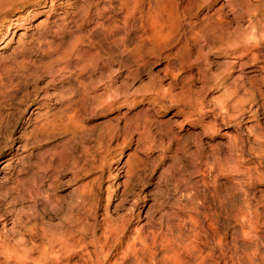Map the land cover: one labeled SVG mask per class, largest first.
<instances>
[{
  "label": "rangeland",
  "instance_id": "rangeland-1",
  "mask_svg": "<svg viewBox=\"0 0 264 264\" xmlns=\"http://www.w3.org/2000/svg\"><path fill=\"white\" fill-rule=\"evenodd\" d=\"M0 46V264H264V0H0Z\"/></svg>",
  "mask_w": 264,
  "mask_h": 264
},
{
  "label": "bare ground",
  "instance_id": "bare-ground-1",
  "mask_svg": "<svg viewBox=\"0 0 264 264\" xmlns=\"http://www.w3.org/2000/svg\"><path fill=\"white\" fill-rule=\"evenodd\" d=\"M0 48H1V46H0ZM179 244H184V241L179 242ZM69 251H71L70 250V244L63 245L60 248L55 249L54 250V255H53V261L55 259V261L58 262V260L60 258L68 257ZM105 256H106V254H105ZM104 259H105L104 256H102V257L96 256L95 260L93 261V264H105V260ZM65 264H68V262H66ZM107 264H119V263H116L115 261H112V262H108Z\"/></svg>",
  "mask_w": 264,
  "mask_h": 264
}]
</instances>
